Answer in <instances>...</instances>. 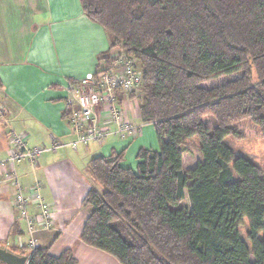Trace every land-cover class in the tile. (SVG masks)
Segmentation results:
<instances>
[{"label": "trees", "instance_id": "1", "mask_svg": "<svg viewBox=\"0 0 264 264\" xmlns=\"http://www.w3.org/2000/svg\"><path fill=\"white\" fill-rule=\"evenodd\" d=\"M80 2L140 63L141 118L154 124L160 147L140 149L137 172L121 166L123 153L90 162L103 190L83 200L91 208L83 242L121 264H264V173L224 143L264 138V0ZM236 73L242 78L202 87ZM192 138L202 157L194 168L184 165ZM245 218L252 252L240 234ZM28 264L77 260L70 250L56 257L39 247Z\"/></svg>", "mask_w": 264, "mask_h": 264}, {"label": "crops", "instance_id": "2", "mask_svg": "<svg viewBox=\"0 0 264 264\" xmlns=\"http://www.w3.org/2000/svg\"><path fill=\"white\" fill-rule=\"evenodd\" d=\"M110 47L109 35L85 15L80 0H0V160L9 155L12 132L23 134L29 148L49 144L50 135L65 143L74 140L70 121L63 116L67 89L95 76L99 58ZM140 105L129 97L120 103L126 119L139 129L128 140L121 139L110 115L101 109L97 119L109 133L105 141L46 153L36 168L26 162L18 165L23 189L41 182L44 202L55 207L53 225L34 232L36 249L49 248L56 257L70 250L77 264H121L83 242L91 208L82 203L89 190L102 192L91 173L93 159L123 153L121 166L137 172L140 149L160 151L155 126L142 122ZM15 193L0 176V248H27L31 253L30 234L15 217Z\"/></svg>", "mask_w": 264, "mask_h": 264}, {"label": "built area", "instance_id": "3", "mask_svg": "<svg viewBox=\"0 0 264 264\" xmlns=\"http://www.w3.org/2000/svg\"><path fill=\"white\" fill-rule=\"evenodd\" d=\"M142 81L143 71L137 68L136 61L120 55L113 68L97 72L91 78L69 85L66 110L70 111L69 121L76 136L74 140L65 143L50 135L49 144L29 148L23 134L11 133L9 155L6 159L0 160V176L16 188L13 203L15 217L17 221L26 225L31 237V252L36 249V241L33 238L36 228L47 229L53 225L55 207L44 202L41 182H35L29 191L23 189L17 174L18 165L26 162L36 168L46 153L105 141L109 133L99 125L97 119L98 111L101 109L110 115V123L116 125L121 139L125 141L135 136L139 129L124 116L118 95L121 92L128 97L139 89ZM3 116L4 110L0 107V118Z\"/></svg>", "mask_w": 264, "mask_h": 264}, {"label": "rangeland", "instance_id": "4", "mask_svg": "<svg viewBox=\"0 0 264 264\" xmlns=\"http://www.w3.org/2000/svg\"><path fill=\"white\" fill-rule=\"evenodd\" d=\"M120 55L121 57L123 56V58L125 57L126 59H134L136 61L137 68L142 70L140 63L134 57L128 55L121 45L115 46L113 43H111L110 49L99 58L97 72L113 68L115 62L118 59V56ZM242 76L243 73H236L227 77H222L204 83L202 84V87L207 89L214 88L228 82L241 79ZM134 95L137 103H141L142 99L144 98V90L142 89V85L136 92H134ZM124 98L125 96H123V99ZM205 124L211 126L212 128H215L217 126L215 120L212 117H207V119L205 120ZM224 143L234 151L236 156H241L248 159L253 164L260 167L264 173V138L238 140L232 136H229L224 140ZM183 149L185 151L186 157L185 167H192L200 162L202 157L200 153V144L197 138H192L187 141V143L183 146ZM101 190L103 189L101 188ZM183 206L188 208L190 207L188 199H186ZM240 234L241 238L247 244L249 250L252 252V246L248 239L249 222L246 218L244 219V225L240 229ZM259 237L260 239H262L264 235L260 234ZM10 249L11 251L19 254H25L27 251L25 249L14 248L13 246H11ZM250 260L252 262L254 261L253 255H251Z\"/></svg>", "mask_w": 264, "mask_h": 264}, {"label": "water", "instance_id": "5", "mask_svg": "<svg viewBox=\"0 0 264 264\" xmlns=\"http://www.w3.org/2000/svg\"><path fill=\"white\" fill-rule=\"evenodd\" d=\"M30 257L28 255H17L7 250L0 248V263L2 264H28Z\"/></svg>", "mask_w": 264, "mask_h": 264}]
</instances>
